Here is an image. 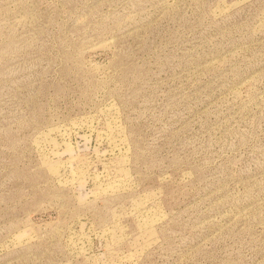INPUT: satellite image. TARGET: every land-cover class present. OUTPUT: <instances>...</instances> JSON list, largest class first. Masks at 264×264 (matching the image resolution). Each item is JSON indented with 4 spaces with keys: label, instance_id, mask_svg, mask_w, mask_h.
<instances>
[{
    "label": "rangeland",
    "instance_id": "374dc122",
    "mask_svg": "<svg viewBox=\"0 0 264 264\" xmlns=\"http://www.w3.org/2000/svg\"><path fill=\"white\" fill-rule=\"evenodd\" d=\"M0 264H264V0H0Z\"/></svg>",
    "mask_w": 264,
    "mask_h": 264
}]
</instances>
